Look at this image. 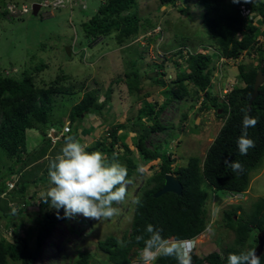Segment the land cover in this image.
<instances>
[{"label":"rangeland","instance_id":"1","mask_svg":"<svg viewBox=\"0 0 264 264\" xmlns=\"http://www.w3.org/2000/svg\"><path fill=\"white\" fill-rule=\"evenodd\" d=\"M39 1L41 0H0V75L14 74L17 78H21L20 74L25 69L31 71L34 67L41 68L33 71L32 77L39 87L53 84L51 87L59 89L54 95L56 102L53 117L62 122V127L68 124L70 108L79 102L85 91H99L98 101L106 106L103 109L105 116L102 115L103 113L85 115L83 120L86 124L91 123L92 118H95L92 122L94 130L84 140L88 145L102 137H108L109 142L108 131L111 127L121 124L129 130L118 129L116 135L127 132L124 140L131 149L136 150L135 145L132 144V139L137 137L135 131L143 130L144 125H150L153 121V118L147 119L140 125L134 126L137 112L147 103L158 102L155 109L161 110L158 120L164 129L145 132L147 138L144 142L150 149L156 144L155 148L158 152L160 150L172 152L174 167L185 165L190 156L203 158L206 149L224 122V119L218 115L221 111L210 103L207 108H202L204 93L201 91L196 98L193 83L185 82L189 88L188 95L182 99H170L168 90L177 73L188 71L184 56L202 50L214 56L211 75L213 85L209 86L207 91L220 104L222 97L226 95L223 93V85L242 83L236 71L238 63L245 65L246 68L256 67L262 55L259 51H252L250 55L242 54L241 59L233 63L218 60L215 55H218L217 47L201 23L202 9L199 0H175V3L165 5H160L159 0H135L134 5L121 14L112 13L104 16L100 13L96 14V11L106 0H84L82 7L80 5L72 10L70 9L72 6L54 11L39 7L38 16L30 12L23 17H8L4 9L8 2L26 3L29 6ZM240 1L250 7H259L264 3V0ZM257 15L262 19V13L257 12ZM92 16H97L95 23L109 25L110 30L107 34L92 33L90 36L86 34L89 37L85 36L82 24L87 23ZM119 24L122 26L133 24V27L139 28V32L124 37L119 42L118 36L122 35L118 28ZM150 24L155 26L150 29ZM67 47L71 49L70 55L66 52ZM179 52L184 56L179 57ZM39 62H43L42 64L46 66L40 67L37 65ZM137 70L141 76L139 93H132L127 90L124 83L115 81L127 71ZM58 76L64 78L56 81ZM107 90H110V93L105 100ZM97 116H104L105 121L100 123ZM89 117L92 121H88ZM41 132L31 131L28 138V145L31 148L42 140ZM122 142L119 139L118 145L113 148V153L122 152L119 148ZM24 155L26 153L22 151L8 154L0 146V184L8 177L15 183L11 195L9 192L1 195L0 215L3 213L7 216L0 218V237L11 240L14 228L11 222L23 220L16 235L29 237L33 248L36 229L31 223L33 221L31 211L34 203H31L29 195L24 199H18L12 194L13 190L17 191L20 186L19 181L30 187V193L36 190L40 181L42 183L45 180L40 176L46 173L45 168L49 165L50 157L47 154L43 157L42 160L45 162L42 160L41 163L39 162L42 166L33 165L24 168L17 161ZM159 163L160 161L154 160L155 169L159 168ZM149 166L147 163L141 164L137 170L140 174L129 181L125 200L114 205L119 209L118 215L102 220L77 215L66 223H57L33 264H70L78 251L91 252L92 264H111L97 243L109 234L121 239L123 234L130 231L132 207L127 201L133 200V196L139 193L145 183V178L151 174ZM249 186L248 192L243 196L246 200L238 204L241 206L238 215L243 211L252 210L253 204L259 200L264 204V162L251 174ZM40 188L33 194L37 202L48 190V187L41 184ZM209 192V196L212 195L211 191ZM215 193L217 199L209 198L205 205L206 209L210 210L211 225L194 238L197 239V248L194 252L201 257L213 251L222 254L227 244L234 239L233 231L223 225L221 216L223 209L231 207V203L225 201L228 194L225 190H218ZM213 206L214 213L211 215ZM10 218L11 224L5 229L4 225L9 223ZM253 237L254 234L251 238ZM137 260V253L132 251L130 264H137ZM9 264L15 263L11 261Z\"/></svg>","mask_w":264,"mask_h":264},{"label":"trees","instance_id":"2","mask_svg":"<svg viewBox=\"0 0 264 264\" xmlns=\"http://www.w3.org/2000/svg\"><path fill=\"white\" fill-rule=\"evenodd\" d=\"M159 1L160 5L175 3V0ZM134 2L135 0H106L98 7L96 14L100 13L103 16L112 13L121 14L134 5ZM198 3L202 9L201 23L213 39L219 52L218 55L215 54L217 59L219 56H223L227 60L236 61L242 51L251 48L254 51H259L262 55L256 67L246 68L245 65L238 64L237 75L241 78L244 86L234 85L232 91L227 95L228 104L225 101L219 104L215 97H212L207 91L209 86H212L211 75L214 67V56L205 54L203 50L187 54L185 62L188 71L177 73L168 90L170 99H182L188 95L189 88L185 83L188 81L193 83L196 98L201 91L204 93L202 108H207L208 103H210L217 110L220 107L223 109V113H218L224 119L223 125L206 149L203 158L190 156L185 165L173 167L172 152L166 151L168 152L166 153L162 150L158 152L155 148L156 144H153L154 147L151 149L145 145L144 141L147 138L145 132H157L164 129L158 120L161 110L156 111L155 107L158 103L156 101L140 107L137 112L134 126L140 125L147 119L153 118V121L150 125H144L145 127L141 131L134 130L137 137L132 139V144L135 145L136 150L131 149L129 144L125 142L127 132L124 131L116 135L118 129L129 130L121 124L111 127L108 131L109 142L107 141L108 137H102L89 145L88 151L100 150L111 159L114 146L118 145L119 139L122 140L123 142L119 145L122 152L116 154V159L126 165L129 181L140 174L137 170L141 164L150 165L151 174L145 178V183L141 186L139 193L133 196V200L127 201L128 205L132 207L130 231L123 234L121 239L109 234L97 243L111 264H130L131 252L144 247L143 241L137 242L136 236L146 235L144 229L149 224L158 229L164 238L194 239L211 225L209 209H206L205 205L208 199L212 198L213 193L218 190L246 192L250 185L251 174L264 162V82L259 87L258 95L253 100L250 109H247L256 72L261 70L264 75V43L256 41L259 25L264 26V3L260 4L259 7L252 8L254 11L262 13V19L250 20L248 23L242 19L240 6L243 4L240 0H199ZM38 14L39 12L37 16ZM95 19L97 16H92L87 23L82 24L85 35L90 36L92 33L107 34L110 30L109 25L95 23ZM133 26V24L123 25V27L121 24L118 25L122 33L118 36L119 42L124 37L139 32V28ZM154 26L149 25L150 29ZM178 56L183 57L184 54L179 52ZM42 63L39 62L37 65L45 67L46 64ZM40 69L38 67H34L31 71L25 69L20 74L21 78H17L14 74L2 73L0 75V146L8 154L19 151L26 153L22 159L17 160L20 166L24 168H30L33 165L34 167L42 166L39 162L41 163L46 154L50 157V161L59 153L63 145L62 142L68 135H73L82 143H86L85 138L91 135L94 130L92 122L95 121V118H92V121L89 117L88 121L92 122L86 124L83 120L85 115L92 116L103 113L102 115L105 116L103 109L106 106L98 101L99 91L87 90L79 102L70 108L68 113L69 132L63 133L61 130L64 127H62V122L53 117L54 103L56 102L54 95L59 92V89L51 87L53 84L46 87L36 85L32 75L33 71ZM140 77L138 70L127 71L115 81L124 83L128 91L139 93L141 91ZM63 78L64 76H58L56 81ZM108 93L110 90H107L105 100ZM242 108L246 109L248 114L257 118L258 121L255 127L248 128V135L255 141V146L250 148L246 155H241L237 146V139L242 132L244 115L241 111ZM108 109L107 107V111ZM104 116H97V119L101 121H99L100 123L105 121ZM36 129L42 131V140L31 148L28 145V138L31 131H37ZM154 160L160 161L157 169L154 168ZM225 160L241 162L243 171L233 172L226 166ZM45 172L40 176L45 178L42 183L40 181V184L49 188L51 185H49L48 166L45 168ZM167 173L174 174L181 182L182 195L167 192L159 197H154L155 193L163 186ZM9 179L8 177L0 184V200L2 194L6 195L9 192L11 195L12 193L11 189L7 191ZM19 184L17 191L13 190L12 195L18 199H24L29 195L31 203H34L32 208L34 211H31L33 214L31 215L33 220L31 223L36 229L34 246L32 248L29 237L16 235L23 220L11 222L12 219L10 218L9 223L3 225L6 229L12 223L14 226L13 235L11 240L0 237V264H9L11 261L15 264H33L57 223H66L69 220L64 216L63 209L56 210L50 206V203L44 201L43 198L46 194L40 196L38 202L34 200L33 194L41 189L40 184L31 193L27 184L20 183V181ZM209 191L212 192L211 197ZM136 197H140L141 203L139 205L133 203ZM5 203L7 206V202ZM26 204L25 202V206ZM254 205L252 210L243 211L240 215L237 214L241 209L240 206L231 205L230 208L223 209L221 212L222 223L226 228L233 231L234 239L227 244L223 254L213 251L200 258L192 251V264L204 262L207 264H227L229 253L254 249L257 244V237L251 238L249 241L247 239L252 236L251 232L254 230V234H258V230H264V204L263 201L259 200ZM42 207L44 208L43 211ZM6 216V214L1 213L0 218H6ZM91 260V252L78 251L70 264H92ZM260 261L261 264H264V252L260 256ZM154 264H177V261L172 257H160L154 261Z\"/></svg>","mask_w":264,"mask_h":264},{"label":"clouds","instance_id":"3","mask_svg":"<svg viewBox=\"0 0 264 264\" xmlns=\"http://www.w3.org/2000/svg\"><path fill=\"white\" fill-rule=\"evenodd\" d=\"M75 2H78V0H73L72 7ZM245 2H248V0H245ZM14 3L26 4L20 2ZM243 6H248L251 9L253 14L252 20L258 21L260 19L257 12L252 9L253 6ZM68 8L70 7L63 9ZM246 22L248 23V21ZM258 29L259 33L256 41L262 42L264 41V26L259 25ZM252 51L255 52L251 48L246 50V53L250 55ZM184 58L186 57L184 56ZM219 59L225 63L232 61L225 59L223 56H219ZM239 86H244L243 82ZM241 111L244 115L242 119V132L237 139V146L240 154L246 155L248 150L255 146V141L248 135V128L255 127L258 121L257 118L250 116L246 109L242 108ZM89 147L88 144L82 143L75 136L68 135L64 138L59 153L49 161L48 178L51 186L48 188L46 196L43 199L46 203H50L52 208L56 210L63 209L64 216L69 219L77 215L94 220L111 218L119 214V209L114 205L123 202L128 194L127 185L129 180L126 165L116 159L115 153H113L110 159L100 150L88 151ZM224 163L233 172L243 171V164L239 161L225 160ZM226 192L228 196L225 201L231 203L230 205L240 206L238 204L246 200L235 190ZM215 194L213 193L212 197L217 199V195ZM133 203L139 205L141 203L140 197H136ZM212 213H214V206L211 209V215ZM258 231L264 233V230ZM144 232L146 235L141 234L136 236L137 242L143 241L144 247L135 251L137 253L139 250H143L142 260L144 264H154V261L160 257H172L177 261V264H192V250L196 251L197 239L187 238L179 240L173 237L167 239L151 224L146 226ZM258 243L259 238L257 239V246ZM199 257L202 258L201 256ZM227 264H261V261L255 249H248L239 253H229Z\"/></svg>","mask_w":264,"mask_h":264},{"label":"built area","instance_id":"4","mask_svg":"<svg viewBox=\"0 0 264 264\" xmlns=\"http://www.w3.org/2000/svg\"><path fill=\"white\" fill-rule=\"evenodd\" d=\"M40 4V8L47 9V10H57V9H63L70 7L73 3V0H41L38 2ZM6 13L7 16H24L31 12L32 5H26V4H17L14 2H10L6 5ZM240 13L242 18L245 21L252 20V12L251 9L248 6H240ZM69 125H64V127L61 129L63 133L69 132ZM15 183L13 181L8 182V189H12L14 187ZM138 254V260L137 264H144L142 260L143 250H139L137 252Z\"/></svg>","mask_w":264,"mask_h":264},{"label":"water","instance_id":"5","mask_svg":"<svg viewBox=\"0 0 264 264\" xmlns=\"http://www.w3.org/2000/svg\"><path fill=\"white\" fill-rule=\"evenodd\" d=\"M40 4L39 3H33L32 4V14L37 15L38 10H39ZM123 27V26H122ZM66 52L70 55L71 54V49L69 47L66 48ZM264 81V76L261 71H257L255 77H254V83H253V91L251 94V97L249 99L248 103V109H250L251 104L253 100L256 98L258 95V88L263 84ZM167 192H173L177 195L182 194V184L180 181L172 174H166L165 175V182L164 185L161 189H159L154 197H159ZM264 235V233H262ZM264 249V238L259 237V243L258 246L256 247L255 251L257 252L258 255H260L263 252Z\"/></svg>","mask_w":264,"mask_h":264},{"label":"bare ground","instance_id":"6","mask_svg":"<svg viewBox=\"0 0 264 264\" xmlns=\"http://www.w3.org/2000/svg\"><path fill=\"white\" fill-rule=\"evenodd\" d=\"M243 5H246V4H243ZM261 43H264V41H262ZM244 53H246V50H244V51H242V53L240 54V56H239V58L237 59V60H239V59H241V55L242 54H244ZM219 60V59H218ZM233 62H235V61H230V63H233ZM239 64V63H238ZM237 71V70H236ZM238 72V71H237ZM212 81V80H211ZM213 85V84H212ZM234 85L235 84H229V85H225L224 86V91H223V93L224 94H226L225 96H223L222 97V101H221V103H223V101H225V102H227V104H228V100H227V95L232 91V89H233V87H234ZM222 88V87H221ZM219 94V93H218ZM218 110H220L221 111V113H223V109H222V107H220ZM219 113V112H218ZM220 113V114H221ZM221 129V128H220ZM220 131V130H219ZM219 133V132H218ZM216 137V136H215ZM214 140V139H213ZM213 140H212V142H213ZM211 142V143H212ZM250 187V186H249ZM246 192H248V191H246ZM246 192H243V193H238L239 195H242V197L244 196V195H246ZM255 204V203H254ZM253 204V208H254V205ZM253 229H256V228H253ZM258 230V229H257ZM252 234H254L253 232H251V235ZM254 237H257V239L259 238V237H263L264 238V235L262 234V233H259V234H254ZM253 237V238H254ZM251 237H249L247 240L249 241V239H250ZM256 247H257V244L255 245V248L254 249H256ZM224 252H222V254H223ZM263 253V252H262ZM262 253L259 255V257L262 255Z\"/></svg>","mask_w":264,"mask_h":264},{"label":"crops","instance_id":"7","mask_svg":"<svg viewBox=\"0 0 264 264\" xmlns=\"http://www.w3.org/2000/svg\"><path fill=\"white\" fill-rule=\"evenodd\" d=\"M78 1L79 2H75L74 6L71 7V10L74 9V8H78L81 4H84L85 3L84 0H78ZM75 6H77V7H75ZM81 7H82V5H81ZM74 30H75V28H74ZM76 38H78V37L76 36Z\"/></svg>","mask_w":264,"mask_h":264}]
</instances>
